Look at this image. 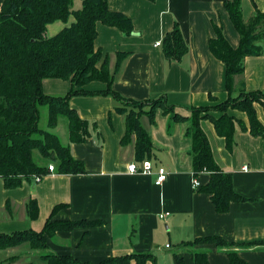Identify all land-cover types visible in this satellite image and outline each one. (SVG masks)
Returning <instances> with one entry per match:
<instances>
[{
  "label": "crops",
  "instance_id": "crops-1",
  "mask_svg": "<svg viewBox=\"0 0 264 264\" xmlns=\"http://www.w3.org/2000/svg\"><path fill=\"white\" fill-rule=\"evenodd\" d=\"M3 1L0 0V9ZM107 1L111 10L131 17L134 30L126 35L101 22L96 25L94 46L108 55L110 70L114 68L116 53L129 51L115 74L113 89L137 100L164 95L167 103L182 115H188L191 106L212 104L209 95L214 102L228 97L225 65L213 57L207 43L214 36L212 25L218 24L232 47L239 44V35L224 9L225 0ZM76 4L79 8L81 0ZM255 9L264 11V0H241L245 22ZM74 20L70 15L67 22L53 21L46 27L47 36L52 37ZM174 22L181 29L188 51L181 61L169 62L155 43L171 30ZM243 66V73L234 78L232 96L239 93L240 84L248 91H264V53L248 55ZM105 86L104 82L92 81L85 87L96 91ZM69 88L67 80L42 81L43 92L50 95H63ZM117 105L109 95L70 98L69 106L82 119L95 124L84 142L70 144L71 153L83 162L85 172L72 175L50 172L38 181H23L13 189L6 188L0 178V232L29 228L40 231L51 209L65 203L53 219H99L103 223L88 229L59 231L48 237L47 250L54 254L98 262L109 256L150 252L155 261L146 264H193V252L203 251L207 253L208 264H228L225 249L213 243L181 244L215 235L246 245L235 250L248 264H264V243H253L264 241V134L253 136L237 129L235 148L229 151L212 123L209 120L202 123L216 161L230 172L234 191L245 198L230 203L228 211L219 213L210 195L192 186L191 143L185 133L189 122H173L162 109L156 111L153 123L146 115L140 117L155 149L152 173H129V164L136 161L134 137L129 144L121 145L125 120L115 110ZM255 110L264 126L262 107L256 104ZM227 112L248 124L244 112L236 109ZM211 113L219 116L215 111ZM161 167L167 175L161 185H156L155 172ZM197 178L203 185L209 179L208 173H199ZM29 199L37 202L36 218L26 212ZM165 211L170 214L160 219L158 215ZM38 254L27 243L0 250V258L17 257L14 264L30 261L34 264L32 259L42 264Z\"/></svg>",
  "mask_w": 264,
  "mask_h": 264
},
{
  "label": "trees",
  "instance_id": "trees-1",
  "mask_svg": "<svg viewBox=\"0 0 264 264\" xmlns=\"http://www.w3.org/2000/svg\"><path fill=\"white\" fill-rule=\"evenodd\" d=\"M73 0H4L0 9V178L8 189L20 186L23 181L41 177L49 172L52 164L54 173L72 175L83 174V162L70 151L71 143H82L91 134L95 124L82 119L76 110L69 106L74 96L109 95L119 105L115 110L124 115L125 127L121 145H127L134 137L133 150L136 161L153 160L155 149L150 135L141 125L140 117L147 116L155 122L158 109L169 115L173 122L188 121L185 131L191 143V163L193 176L208 173V181L199 190L210 195L215 210L219 213L229 210L230 203L245 198L233 189L230 172L225 171L214 157L207 133L202 123L209 120L215 133L224 138L229 151L235 148L236 130L240 129L253 136H262L264 126L256 116L255 105L264 111V91L246 90L240 84L239 93L232 96L234 78L243 73V60L248 55H260L264 48V11L255 9L247 22L241 13V0H225L224 9L236 29L239 40L237 46L228 43L223 28L213 24L214 36L208 40V48L214 58L225 65V87L228 97L212 104L189 107L188 115L176 111L168 104L166 97L137 100L121 95L112 85L115 74L128 52H117L113 70H110L108 55L94 46L98 32V22L115 27L126 35L132 34L133 22L130 16L110 9L107 0H81V5L73 9ZM156 1V0H149ZM72 15L75 20L52 37L46 34V27L55 20L67 22ZM162 54L169 62L181 61L188 51L183 34L177 22L159 41ZM44 79H62L70 82V88L63 95H50L43 92ZM92 81L106 84L100 90H89L85 86ZM48 107L47 127H39V106ZM228 109L244 112L248 124L228 114ZM211 111L219 113L214 116ZM60 118L67 122L68 141L63 144L52 130ZM58 203L51 209L40 231L34 229L16 230L12 233L0 232V250L29 244L39 251L42 264H146L155 261L152 253H134L109 256L98 262L81 261L72 255L54 254L47 250V238L59 231H72L74 228L95 227L103 222L99 219H53L58 209L65 206ZM35 199L26 203V212L31 218L38 215ZM213 243L224 248L228 264H248L235 248L246 246L227 241L224 238L208 235L196 237L182 245ZM255 244L264 241L253 242ZM252 245V243H246ZM17 257L0 258V264H14ZM181 259L178 258V263ZM193 264H208L207 253L194 251ZM26 264H33L31 261Z\"/></svg>",
  "mask_w": 264,
  "mask_h": 264
},
{
  "label": "built area",
  "instance_id": "built-area-1",
  "mask_svg": "<svg viewBox=\"0 0 264 264\" xmlns=\"http://www.w3.org/2000/svg\"><path fill=\"white\" fill-rule=\"evenodd\" d=\"M155 45L158 46L159 41L156 42ZM262 53H264V48H263ZM47 167L49 168V172H54V167L52 164H49ZM243 169H247V167L244 166ZM128 171H129V173H139V174H143V175L152 173L151 160L146 158L142 161H133V162H131V164H129ZM166 175H167V171L165 170L164 167L158 168L157 171L155 172V184L161 185L162 182L165 180ZM34 179L36 181H38L41 179V177L36 176V177H34ZM192 186L194 188H198L199 186H201V182L199 181V179L194 177V176H193ZM169 214H170V212L165 211V212H162V214H159L158 217L160 219H163L165 216H167ZM166 246H169V245L167 244Z\"/></svg>",
  "mask_w": 264,
  "mask_h": 264
},
{
  "label": "rangeland",
  "instance_id": "rangeland-1",
  "mask_svg": "<svg viewBox=\"0 0 264 264\" xmlns=\"http://www.w3.org/2000/svg\"><path fill=\"white\" fill-rule=\"evenodd\" d=\"M77 0H73V8H77L78 4H76ZM39 111H40V118H39V127L40 128H46L47 127V113H48V107H46L45 105H40L39 106ZM55 134H57L62 143L66 144L67 142V122L65 121L64 118H60L59 120V124L56 126L55 129L52 130ZM31 259V258H30ZM29 261V260H27ZM32 261L34 262V264H38L37 261H34L32 259Z\"/></svg>",
  "mask_w": 264,
  "mask_h": 264
}]
</instances>
